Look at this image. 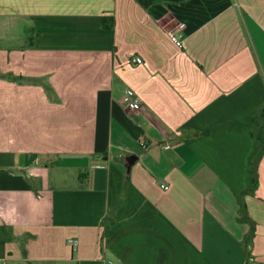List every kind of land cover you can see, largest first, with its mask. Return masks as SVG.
<instances>
[{"label": "crops", "instance_id": "1", "mask_svg": "<svg viewBox=\"0 0 264 264\" xmlns=\"http://www.w3.org/2000/svg\"><path fill=\"white\" fill-rule=\"evenodd\" d=\"M252 258L264 0H0V264Z\"/></svg>", "mask_w": 264, "mask_h": 264}, {"label": "built area", "instance_id": "2", "mask_svg": "<svg viewBox=\"0 0 264 264\" xmlns=\"http://www.w3.org/2000/svg\"><path fill=\"white\" fill-rule=\"evenodd\" d=\"M187 28L186 23H180L175 28L170 30V35L173 41L180 47L184 45V35ZM132 60L136 63H141L143 61L141 56H134ZM121 103L125 106H128L132 109H140L142 106V99L140 95L137 93L136 90L133 88H129L127 92L123 95L121 98ZM142 146H145L146 143L144 141H141ZM164 187H168V185H164ZM71 241L76 245L77 241L75 239H71ZM251 264H257V262L252 258Z\"/></svg>", "mask_w": 264, "mask_h": 264}, {"label": "trees", "instance_id": "3", "mask_svg": "<svg viewBox=\"0 0 264 264\" xmlns=\"http://www.w3.org/2000/svg\"><path fill=\"white\" fill-rule=\"evenodd\" d=\"M243 124L242 123H239V122H235V121H230V122H227V123H223V124H219V125H215V126H209V127H206L205 129H203V132L204 133H212L214 132L216 129L218 128H221V127H226V128H237V127H240L242 126ZM255 185L257 184V180L255 181Z\"/></svg>", "mask_w": 264, "mask_h": 264}, {"label": "water", "instance_id": "4", "mask_svg": "<svg viewBox=\"0 0 264 264\" xmlns=\"http://www.w3.org/2000/svg\"><path fill=\"white\" fill-rule=\"evenodd\" d=\"M132 162H133V161H131V160L128 162V167H129V169H130V166H131Z\"/></svg>", "mask_w": 264, "mask_h": 264}]
</instances>
